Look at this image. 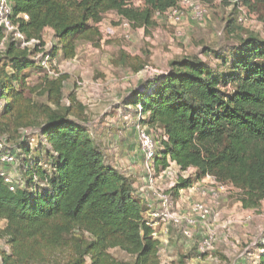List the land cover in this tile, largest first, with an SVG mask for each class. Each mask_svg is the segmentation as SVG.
Returning <instances> with one entry per match:
<instances>
[{"label":"trees","instance_id":"trees-1","mask_svg":"<svg viewBox=\"0 0 264 264\" xmlns=\"http://www.w3.org/2000/svg\"><path fill=\"white\" fill-rule=\"evenodd\" d=\"M9 1L13 22L26 40L44 45L43 33L51 30L57 42L51 55L61 53L63 59L75 57L77 39L98 37L95 25L108 12L150 26L155 12L177 3L144 0L138 8L129 0ZM4 37L0 26V42ZM260 41L254 36L240 39L234 46L232 72L221 77L195 56L175 58L167 72L133 91L126 103L145 116L140 125L161 132L158 166L170 159L181 171L195 169L196 181L214 175L241 190L245 208H256L264 199V41ZM37 49V44L20 48L8 38L0 52V98L6 101L0 109V135L15 139L23 129L34 127L49 147L44 160L26 158L21 188L11 191L0 177V220L5 223L0 237L10 249L8 254L1 252L2 264H155L160 242L151 237L132 180L105 161L85 126L69 118L84 109L75 95L62 105L67 75L45 74L35 87H26L44 96V102L24 95V73L38 66L30 57ZM20 146L30 152L27 142ZM192 183V178L178 177L170 192L178 197ZM76 232L87 237L77 238ZM111 248L132 260L119 263L109 255Z\"/></svg>","mask_w":264,"mask_h":264},{"label":"rangeland","instance_id":"rangeland-1","mask_svg":"<svg viewBox=\"0 0 264 264\" xmlns=\"http://www.w3.org/2000/svg\"><path fill=\"white\" fill-rule=\"evenodd\" d=\"M193 1L194 6L199 5L201 18L184 8L179 23L167 16L154 14L150 26H139L115 12H108L95 25L98 37L93 41L76 40L74 58L63 59L61 53L56 56L61 74L67 75L62 105L67 106L69 96L74 94L76 101L84 106L81 115L70 113L69 118L85 126L105 161L132 180L134 195L144 211L154 201L151 194L141 196L139 189L144 184V172L137 129L146 128L154 140L156 152L161 132L140 125L139 119L145 116L137 114L139 111L135 106L126 104L131 93L142 90L147 82L167 72L171 60L183 56L201 59L214 76L221 77L232 72L231 63L237 57L234 46L240 39L254 36L260 42L264 41V0ZM128 3L141 8L144 0H129ZM43 39L48 51L57 43L48 29L43 33ZM6 71L10 72V68L6 67ZM24 74V95L36 103L44 102V96L36 91L29 92L26 88L39 84L46 74L44 70L34 66ZM14 85L17 89L21 88L19 83ZM225 90L230 92L232 89ZM5 102L0 98V109ZM6 136L16 153L20 144H29V153L22 149L17 154L20 158L18 166H4L10 176L23 178L26 158L32 160L37 156L44 160V149L49 147L44 138L38 137L34 127L23 129L15 139ZM174 172L178 177L192 178L196 190L187 196L175 197L170 194L171 202L181 211H185L191 202L206 205L210 215L205 224L214 229L216 240L209 253L200 256L197 246L203 236L202 223L196 227L191 240L184 238L177 228L170 226L164 232L157 226L160 244L155 264H262L264 199L256 208H245L239 199L241 190L219 179V196L214 199L209 192L214 186L197 183L195 169H174ZM167 183V179L158 181L163 189ZM4 224L0 220V228ZM74 235L77 238L87 237V234L78 232ZM1 252L8 254L10 249L5 239L0 237ZM108 253L119 263L132 260L130 255L118 248L108 249ZM86 260L88 262V258Z\"/></svg>","mask_w":264,"mask_h":264},{"label":"built area","instance_id":"built-area-1","mask_svg":"<svg viewBox=\"0 0 264 264\" xmlns=\"http://www.w3.org/2000/svg\"><path fill=\"white\" fill-rule=\"evenodd\" d=\"M193 0H177L176 6L168 9L167 11L155 12V15L159 16L163 14L175 22H180L183 14V9L191 10L193 16L196 15L201 18L202 12L199 10V5L194 6ZM9 0H0V26L5 32V37L0 42V47H3L5 39L17 41L20 48L31 47L35 44L38 45V49L31 54V59L42 69L48 76L57 77L61 74L56 56H52L51 52L46 50V46L39 45V40L31 39L26 40L24 34L20 32L18 26L13 22L12 9ZM194 9V10H192ZM27 19V16L24 15ZM197 18V17H193ZM127 24V23H126ZM128 25V24H127ZM141 115V114H140ZM139 153L142 158V169L144 172V184L139 188L141 196L151 194L154 203L148 204L149 209L143 211V216L152 232L151 237L153 239H159L160 236L157 226H160L162 231L166 232L167 229L172 226L181 231L184 238L191 240L195 235V229L202 223L203 236L197 246V252L200 256L206 255L213 248L214 241L216 240L215 231L205 224L209 215L210 209L201 202H191L185 211H181L179 207L171 202L170 190L175 185L178 176L175 174L174 169L181 171L178 165L167 159L165 166H158L156 164V146L150 133L146 131V128L137 129ZM163 140H166V136H162ZM16 148V147H15ZM20 154L21 148H16ZM18 153L14 152V145L10 144L9 138L6 135H0V177L4 184L14 191L17 188H21L24 185L23 178H15L10 176L5 170L4 166H18L20 158ZM43 167H46L43 164ZM36 177L34 176V180ZM168 180L167 187L165 189L159 187V180ZM197 183H210L214 186V189H209L212 198L216 199L219 194L221 185L214 175L207 174ZM196 183V184H197ZM196 190L194 184L183 188L179 191V196L189 195ZM188 199V197H187ZM153 204V205H152ZM160 229V230H161Z\"/></svg>","mask_w":264,"mask_h":264}]
</instances>
